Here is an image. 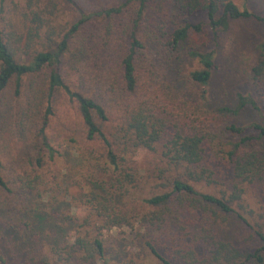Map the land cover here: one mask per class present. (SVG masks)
I'll use <instances>...</instances> for the list:
<instances>
[{
	"label": "rangeland",
	"instance_id": "1",
	"mask_svg": "<svg viewBox=\"0 0 264 264\" xmlns=\"http://www.w3.org/2000/svg\"><path fill=\"white\" fill-rule=\"evenodd\" d=\"M52 1L54 5H47L40 14L42 23L37 38L33 37L29 43L28 57L47 48L55 50L70 26L85 16L86 20L68 38L57 72L70 90L103 105L109 118L103 125L105 132L122 117L121 108L110 100L122 98L124 103L130 100L120 92L119 62L127 52L131 32L140 44L133 54L139 85L137 93L131 97L133 102L144 98L185 101L196 97L198 87L190 83L187 76L200 66L189 54L211 51L214 67L204 101L191 113L180 111L178 114L186 118L185 122L196 124L217 107L233 111L237 106L236 96L241 95L250 97L257 109L244 106L234 115L223 112L216 125L264 124V98L255 92L249 78V69L258 56L257 45L264 39L263 23L251 17L231 19L226 30L214 37L204 23V12L199 11L185 18L191 23H200L201 30L190 31L177 48L171 50L162 41L148 39L146 28L153 21L150 20L155 13L153 6L147 7L133 26L130 3L106 29L107 20L92 14L116 4L117 0H72L73 5ZM229 1L237 11L264 16V0ZM23 2L3 0L0 14V31L10 32L22 40L29 28L36 26L30 22L32 15ZM182 18L175 13L168 30L182 24ZM49 71L46 67L32 78H23L18 97H14L11 88L4 94L7 104L1 106L0 113V162L3 180L12 194L0 192V264H68L58 262L59 251H53V247L64 248L76 236L88 239L95 235L101 240L103 256L102 263L93 264H160L149 254L144 242L152 238L157 251L163 252L170 240L166 239L167 232L165 236L155 235L143 228L144 217L153 210L144 200L168 191V179H186L185 168L170 165L162 156L161 147L156 145L152 151L137 149L120 155L118 168L114 169L99 143L83 140L76 105L60 90L49 98L51 114L44 131L52 150V157L48 158L47 152L28 133L30 121L23 119L20 123L17 105L27 99L30 91H39L34 96L43 113ZM165 107L164 104L163 109ZM212 137L198 168L207 170L206 177L193 185L201 193L226 198L230 191V166L224 155L222 157L223 153L212 152L220 148L219 140ZM242 147L248 148L247 145ZM222 148L230 149L229 146ZM260 148L264 151V143ZM36 159L41 160L39 167ZM26 186L29 189L20 190ZM241 187L240 200L229 204L233 212L226 214L212 206L209 208L217 217L216 233L220 238L235 246L253 248L258 244L249 226L264 232V174L261 180ZM112 216L126 223L108 227ZM176 217L177 220H169L171 226L176 222L188 228L192 222L178 221ZM59 256L65 257L62 252ZM72 263L79 264L78 261ZM171 264L180 263L171 261Z\"/></svg>",
	"mask_w": 264,
	"mask_h": 264
},
{
	"label": "trees",
	"instance_id": "2",
	"mask_svg": "<svg viewBox=\"0 0 264 264\" xmlns=\"http://www.w3.org/2000/svg\"><path fill=\"white\" fill-rule=\"evenodd\" d=\"M2 1L0 0V14ZM59 1L73 5L72 0ZM130 3L133 5V26L137 24L147 7H154L155 13L150 19L153 21L149 22L146 28L148 39L162 41L163 45L171 50L176 49L190 31L199 32L201 30L200 23H191L185 18L186 15L199 11L204 12V23L214 37L218 32L226 30L227 22L231 19L251 17L264 24V16L255 17L245 11H237L229 0H117L116 4L101 8L92 15L106 19L105 28L107 29L112 21L121 15L122 9ZM23 4L32 15L30 22L36 23V26L29 28L24 40L13 36L10 32L0 31V113L1 106L7 104L4 94L9 88L12 89L14 97L19 96L23 78H32L44 68L49 67L44 93L47 104L43 113H40L39 104L34 96L39 91H30L27 99L17 105L20 123L23 119V121H30L28 133L39 144V147L47 152L48 158L52 157V150L44 131L48 116L51 114L49 98L54 91L60 90L69 101L76 105L83 140L87 143H99L105 158L114 169L118 168L120 155H127L137 149L152 151L156 145L161 147L162 156L170 165L185 168L186 179L179 177L168 179L166 183L168 191L144 200V203L153 210H150L144 217L143 228L155 235L165 236L167 232L166 239L170 240L163 247L166 248L163 252L157 251V245L155 247L152 238L145 240L144 246L149 254L160 264H171V261L180 264H264V232L249 226L258 245L253 248L235 246L218 236L216 233L217 217L209 208L212 206L226 214L233 212L229 204L240 200L243 194L241 186L263 178L264 151L260 150V147L264 143V124L252 122L245 126L233 123L216 125L221 113L228 112L234 115L244 106L256 110V105L250 97L237 95V106L233 111L217 107L213 110L214 112L206 114L204 121L196 124L185 122L186 118L178 114L180 111L191 113L199 103L204 101L211 70L214 67L213 52L192 51L189 54L197 60L200 66L198 70L190 72L187 76L188 81L198 87L196 97L185 101L175 100V98L166 101L160 97L161 102L154 98H144L142 101L133 102L131 97L137 93L139 86L133 64V54L140 44L135 34L129 33L127 52L119 62V83L121 94L129 97L130 100L129 103H124L122 98L117 101L110 100L112 103L115 101V106L121 108L122 117L105 132L103 125L109 121V118L103 105L91 97L70 90L57 72V66L66 49L68 38L86 20V17L82 16L70 26L55 50L47 48L32 53L28 57L29 43L33 37L37 38L42 23L40 14L44 7L52 6L54 3L52 0H46V3L42 0H24ZM47 13L51 14L49 11ZM175 13L183 16L182 24L169 31L170 25L168 24ZM257 50L258 56L249 69V78L255 92L264 98V39L257 45ZM164 104L165 109H163ZM171 111H176L177 114L173 115ZM212 136L219 140L217 146H220L217 151L212 150V152L216 155L223 153L222 157L224 155L230 166L231 177L228 187L230 191L226 198L201 193L195 190L193 185V183L203 181L206 177L207 170L198 168L202 163L205 148L210 147ZM230 138L237 140L232 142ZM242 145H247L248 148L244 149ZM224 146H229L230 149L224 151L222 148ZM40 163V159L35 160L38 167ZM1 171L0 162V192L12 194L3 180ZM26 189L29 188L20 187L21 191ZM176 216H178V221L187 219L192 222L190 225L187 224L188 228L176 222L171 223V226L169 220H177ZM242 222L247 224L243 218ZM123 223L126 222L112 216L108 227L121 226ZM167 228L169 230H166ZM53 248V251H59L56 254L58 262L102 263L103 247L99 235L88 237V239L76 236L64 248ZM60 252L65 257L59 256ZM51 264H57V262Z\"/></svg>",
	"mask_w": 264,
	"mask_h": 264
}]
</instances>
